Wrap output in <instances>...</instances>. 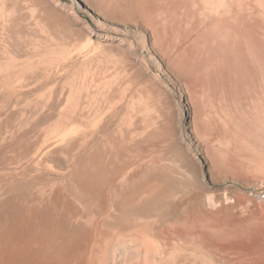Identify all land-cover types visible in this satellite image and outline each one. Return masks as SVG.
Instances as JSON below:
<instances>
[{
	"label": "rangeland",
	"instance_id": "obj_1",
	"mask_svg": "<svg viewBox=\"0 0 264 264\" xmlns=\"http://www.w3.org/2000/svg\"><path fill=\"white\" fill-rule=\"evenodd\" d=\"M264 0H0V264H264Z\"/></svg>",
	"mask_w": 264,
	"mask_h": 264
},
{
	"label": "bare ground",
	"instance_id": "obj_2",
	"mask_svg": "<svg viewBox=\"0 0 264 264\" xmlns=\"http://www.w3.org/2000/svg\"><path fill=\"white\" fill-rule=\"evenodd\" d=\"M258 38L264 43V35H262V33L259 34ZM261 63H262V72L261 73H262V77L264 78V60L263 61L261 60ZM263 86H264V81H263Z\"/></svg>",
	"mask_w": 264,
	"mask_h": 264
}]
</instances>
